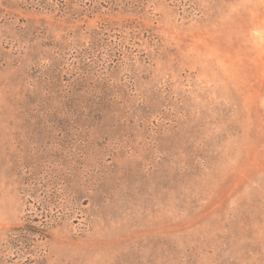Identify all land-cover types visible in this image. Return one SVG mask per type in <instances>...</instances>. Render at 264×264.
<instances>
[{
  "label": "rangeland",
  "instance_id": "374dc122",
  "mask_svg": "<svg viewBox=\"0 0 264 264\" xmlns=\"http://www.w3.org/2000/svg\"><path fill=\"white\" fill-rule=\"evenodd\" d=\"M99 2L0 0V264H264V0Z\"/></svg>",
  "mask_w": 264,
  "mask_h": 264
},
{
  "label": "trees",
  "instance_id": "16d2710c",
  "mask_svg": "<svg viewBox=\"0 0 264 264\" xmlns=\"http://www.w3.org/2000/svg\"><path fill=\"white\" fill-rule=\"evenodd\" d=\"M71 1V0H70ZM69 0H25V3L31 8L37 9H46V10H54V9H66L68 7ZM104 1V0H103ZM80 5L89 6V9H94L97 4H102L99 0H80ZM93 7V8H92ZM25 232V233H24ZM44 229L36 228L33 226H27L26 229L21 231L19 236H16L19 243H23V237H27L26 234L29 235H40L43 234Z\"/></svg>",
  "mask_w": 264,
  "mask_h": 264
}]
</instances>
